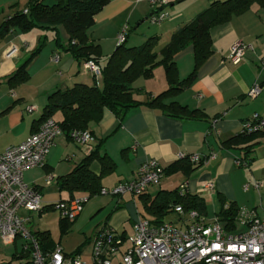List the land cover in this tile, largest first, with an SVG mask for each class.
<instances>
[{"label": "crops", "instance_id": "1", "mask_svg": "<svg viewBox=\"0 0 264 264\" xmlns=\"http://www.w3.org/2000/svg\"><path fill=\"white\" fill-rule=\"evenodd\" d=\"M213 1L171 0L168 6L170 16L161 24L146 28L145 23L156 11V6L149 0H110L96 15L95 23L88 32L101 48L109 43L116 44L118 34L125 26L130 30L144 26L145 30L140 33L141 41L153 35L170 38L176 29L190 22ZM211 36L212 55L198 70L196 79L187 89L164 101H176L190 109L202 110L204 115L198 118L186 115L175 117L167 109L142 105L130 109L119 124L120 120L114 113L104 110L100 121L91 123L89 127L95 137V145L79 144L66 134L56 138L40 170L45 176L51 174L55 178L47 185L45 177L43 182L38 180L32 184L42 190L45 204L86 194L81 191L70 193L61 184L95 148L98 155L90 163V169L100 176V184L104 188L133 180L138 167L150 159H156L164 169L178 165L177 170L165 175L160 184L150 186L140 195L126 192L109 195L99 201L92 210L104 211L99 215L100 222L95 225L92 235L86 236L82 245L78 246L81 253L85 244H90L92 249L94 234L105 224L125 236L128 234V223H132L134 232L138 218L156 223V216L147 213L145 204L151 203L159 191L177 190L182 184L186 185L185 194L196 195L202 200L203 215L207 218L218 216L222 206L227 207L230 203L239 209L255 211L260 216L264 214L261 212V209L264 211L263 193L257 192L256 188L252 190L251 186L248 189L244 187L250 178H264V134L258 133L235 147L224 144V141L242 132L244 121L254 114L264 116V7L254 4L228 22L212 27ZM237 41L253 44L254 49H248L243 60L234 63L229 53ZM14 43L20 45L21 50L15 56L7 57L4 51ZM32 44L26 33L20 31L0 38V152L19 144L39 128L41 123L37 121L52 92L65 90L78 82L92 85V74L85 71L70 53H61L56 46H52L50 56L53 60V56L59 54L58 64L50 58L47 60V57L43 63L39 62L42 55L39 54L28 66L30 77L27 81L15 86L8 84V76L31 56L34 51ZM175 60L180 79L188 77L194 68L193 45L180 51ZM165 81L164 88L163 85L157 90L150 87L136 98L146 101V92L159 94L169 86L167 79ZM255 84H259L262 90L258 96L251 98L248 92ZM28 106H35V109L29 112ZM180 153L197 154L205 161H190L189 167L185 161L187 158L178 157ZM104 156L108 161L106 166L109 165L107 169L99 158ZM236 158L248 161V165L238 166ZM172 182L175 183L173 187H166ZM210 183L214 184L213 189H209ZM209 205L215 208L212 217ZM140 206L143 211L139 210ZM43 214L35 216L42 217ZM147 214H151V218ZM162 220L179 223V215L176 213L169 220L165 217Z\"/></svg>", "mask_w": 264, "mask_h": 264}, {"label": "trees", "instance_id": "2", "mask_svg": "<svg viewBox=\"0 0 264 264\" xmlns=\"http://www.w3.org/2000/svg\"><path fill=\"white\" fill-rule=\"evenodd\" d=\"M109 1L28 0L24 10L15 11L0 24V38L15 31L26 33L36 28L49 29L54 32L53 39L57 47L70 53L77 62L83 64L88 60H93L101 66V78L97 80L93 76L95 84L78 82L65 90L58 89L48 97V103L37 122L42 124L47 119L52 118L59 123L64 134L68 136L73 130L90 131V124L99 122L104 110H110L114 113L120 120L119 124L130 109L142 105L167 109L170 111V115L175 117L186 115L189 118H198L204 115L202 110L190 109L176 101L169 103L164 101L187 89L196 79L198 70L212 55V27L228 22L234 15L249 10L254 4L264 7V0H215L190 22L176 29L160 51H157L156 48L161 38L156 35L149 36L141 45L127 46L126 42L130 30L127 26L126 41L117 45L113 53L103 62L101 46L90 37L88 30L94 25L96 15ZM149 19L148 21L151 23ZM60 25L65 27L69 36L66 44L63 43L60 36ZM44 45L43 40L39 47L32 52L29 59L8 76V84L15 86L29 79L28 66L40 54ZM188 45H193L194 48V68L188 77L180 79L175 57ZM158 65H162L165 70L168 88L157 95L146 92L148 99L146 101L138 100L136 96L145 91L136 86L137 80L140 78L151 79ZM256 134L258 132H246L242 127L240 134L230 137L224 141V144L235 147L240 143L247 142ZM246 149L248 150L246 154H248L250 152L249 146ZM97 152L98 150L95 148L71 174L62 180L61 187L63 189L70 193L84 192L86 193L84 195L88 196L89 199L100 195L103 188L100 184V176L90 169V163L97 157ZM99 158L104 169H107L109 167V165L106 166L107 157ZM186 158V163L191 167V160ZM244 165H248V161L245 160ZM177 167L178 165L168 167L165 169V175L176 171ZM178 204H182L186 210L196 209L203 214L202 200L196 195H180L179 189L159 191L151 203L145 204V209L156 216V223H162V218L169 212H174V207ZM239 210L237 206L230 203L227 207L223 205L217 213L226 229L230 231L236 229ZM74 221L70 222L61 218L62 235L67 234ZM120 234L124 236L123 233ZM36 236L44 249L46 248L45 250H52L57 245L48 230L37 231ZM21 255L22 253L19 252L20 258ZM16 257L18 256L16 255Z\"/></svg>", "mask_w": 264, "mask_h": 264}, {"label": "built area", "instance_id": "3", "mask_svg": "<svg viewBox=\"0 0 264 264\" xmlns=\"http://www.w3.org/2000/svg\"><path fill=\"white\" fill-rule=\"evenodd\" d=\"M156 6V12L150 22L159 24L170 16L168 5L171 0H149ZM125 26L118 34L117 45L126 41ZM253 44L237 41L230 49L229 58L238 63L243 60ZM19 47L12 44L6 50V56H15ZM59 54L53 61H59ZM82 68L90 72L97 80L101 78V66L93 60L82 64ZM262 87L255 84L248 92L251 98L260 94ZM35 106H28L29 112ZM246 132L264 133V116L254 114L242 125ZM64 134L59 123L49 118L25 140L11 145L0 152V242L13 245L18 238L25 241L21 253H29L25 264H89L83 260L78 249L72 253L64 252L59 244L52 250H45L32 232L29 224L35 215H42L48 208L59 212L62 219L74 221L83 211L88 196H76L69 200H61L45 204L42 190L29 185L24 180V173L34 167L43 166L55 140ZM71 138L82 145H95V137L89 130H73ZM180 159L188 157L192 162L205 161L197 154L180 153ZM238 166L245 164L235 159ZM165 176V169L156 159L143 162L131 181L121 183L113 188H102L100 194L122 195L130 192L133 195L144 193L150 186L160 184ZM55 177H47L50 184ZM257 188L261 187L255 182ZM213 189L214 184H209ZM248 184L245 185L247 189ZM180 195L186 193V185L179 188ZM179 215V223L163 221L153 223L145 218H138L134 225V234L126 244V237L118 233L112 226L105 224L92 238V263L115 264H264V214L240 209L236 222L244 224V230H228L218 216L207 218L196 209L186 210L182 204L174 207ZM236 228V227H235Z\"/></svg>", "mask_w": 264, "mask_h": 264}, {"label": "rangeland", "instance_id": "4", "mask_svg": "<svg viewBox=\"0 0 264 264\" xmlns=\"http://www.w3.org/2000/svg\"><path fill=\"white\" fill-rule=\"evenodd\" d=\"M8 1L9 0H0V24L7 17L11 16L15 11L24 10L28 0H13L11 3H8ZM221 1H225V0H221ZM145 27L146 28L147 27H154V25L149 23V22H146ZM145 27L143 26V27H140L136 30L131 29L130 30V37H129L128 41L126 42V45L127 46L141 45L144 41L140 40V33H142L145 30L144 29ZM59 32H60V36H61L63 43L66 44L69 37H67L68 33H67V31L63 25L59 26ZM26 37H27V39H29L30 41L33 42L32 46H31L32 50H36L39 47L41 41L44 40L45 45L43 46V49L40 52V54H42V55L40 57L39 62L43 63L44 62L43 60H45L46 57H47V60H48V58H50V61L52 60L51 56H50L52 46L57 47V44L55 43V40L53 39L54 38V32L53 31H51L49 29L36 28V29H32V30H29L28 32H26ZM168 39H169L168 37H162L160 39L159 45L156 48V50L160 51V49L167 43ZM14 45L19 47V51L21 50L20 45L15 44V43H14ZM9 47H7L6 50ZM116 47H117V42H116V44L109 43L104 48H101V56H102L103 62L105 61L106 58H108L113 53V51L115 50ZM31 49L29 51H31ZM6 50L4 51L5 54H6ZM59 50L61 53L66 52L63 48H61V49L59 48ZM24 51L25 50H22V52H24ZM27 59H29V57ZM25 61H27V60H25ZM52 62H54V64L59 63V61L55 62L53 60H52ZM54 66H57V65H54ZM165 75L166 74H165V70H164L163 66L158 65L155 68L154 76L151 79L140 78L137 80L136 86H139L144 90H148V89H150V87H152V89L154 87L156 90L161 89L162 85H163L162 88H164L165 84H166L165 79H167ZM90 78H91V83L95 84V80H94L93 75ZM40 170H42V168H41V166H38V167H34V168L30 169L29 171H27L25 173V176H24L25 182L29 185H32L34 183V181L40 180L41 182H43L42 179L45 177L44 183L46 184L47 183V177L49 174H46V176H45V174L44 173L42 174V172ZM256 181L261 184L260 188L256 187V185H255ZM246 184L251 186L252 190H254L256 188L257 192H262L263 193V199H264V189H263L264 188V178H260V180L255 179V178H252V179L250 178V179L246 180L244 187ZM174 185H175V183L172 182L170 184H167L166 187H173ZM108 196L109 195L100 194V195L94 196L91 199H89L84 205L83 209H85V210L83 211L82 216H80L78 220L76 218L77 221L74 222L72 228L67 232V234H64V235L61 234V229H60L61 216H60L58 211L53 210V209H49L47 211V213L43 214L42 217L35 216L33 222H31L28 227L31 228L32 232H34V233L37 231L48 230L50 232L51 238L53 240H55L60 245L61 248H63L64 252L72 253L78 249V246L80 244L82 245V243L85 241L86 236L92 235V232L95 228V225L98 222H100L98 217L104 211V210H102L101 212H97V210L94 211V210H92V208H94L99 201H102V199L104 197H108ZM139 210L143 211L142 206H140ZM92 211H94V212H92ZM261 212H262V214L264 213V211L262 209H261ZM91 213H93V214H91ZM147 213H149V212H147ZM214 214H215V208L213 206L209 205L210 217H212V215H214ZM175 215H176V213L171 211V212H169V214H166L165 220H169L170 218L174 217ZM147 217L151 218V214L150 215L147 214ZM97 220H99V221H97ZM127 227H128V234L125 235V237L127 238L125 245H130V241H129L128 237H131L134 234L133 229H132V223L131 222L128 223ZM244 228L245 227H244L243 223L236 222V229L244 230ZM24 243H25V241L22 240L21 238H18L16 243L13 245H4L0 242V264H25L27 262V259H22L19 257V252L21 251L22 245ZM82 248L84 249V251L82 253L83 260H85L86 262L91 264L92 263V249H91L90 244H85L82 246ZM16 255L18 257H16ZM120 259H121V257L118 256L115 259V264Z\"/></svg>", "mask_w": 264, "mask_h": 264}, {"label": "water", "instance_id": "5", "mask_svg": "<svg viewBox=\"0 0 264 264\" xmlns=\"http://www.w3.org/2000/svg\"><path fill=\"white\" fill-rule=\"evenodd\" d=\"M28 255H29V253L27 252V253H25V254H23V255H21V258H27L28 257Z\"/></svg>", "mask_w": 264, "mask_h": 264}]
</instances>
